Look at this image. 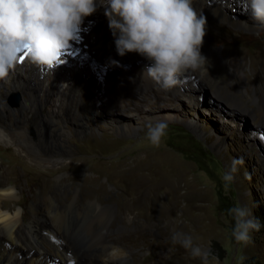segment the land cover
I'll return each instance as SVG.
<instances>
[{"label":"bare ground","instance_id":"6f19581e","mask_svg":"<svg viewBox=\"0 0 264 264\" xmlns=\"http://www.w3.org/2000/svg\"><path fill=\"white\" fill-rule=\"evenodd\" d=\"M106 7V0H96V10L83 18L74 39L77 43L69 42V47L77 46L80 49L74 58L68 56V50H63L62 63L54 70H48L33 64L25 56L8 78L0 81V143L14 146L15 153L29 161L21 165V168L24 165L21 170L27 180H35L38 175L41 178L31 198L25 230L24 205L18 203L24 187L18 181V171L14 166L0 167V264H65L70 259L73 264H127L128 256L132 264H136L140 255L136 248L144 244L136 233L143 234L149 227L139 220L131 226L136 207L151 208L156 216H161L164 236L171 243L176 232L188 234L192 236L194 244L196 242L197 218L194 215H188L184 226H176V221L189 210L187 203L181 204V201L189 202L196 194L195 183L186 178L183 168L172 165L162 171L156 163L159 155L152 152L137 156L132 164L121 160L109 172L110 178L119 181L113 180L112 183L118 194L117 211L112 213L111 204L103 202L107 187L101 181V168L95 167V171L91 172L80 163L74 164L68 149L65 152H52L57 138L50 129L49 119L39 116L35 125L36 137L29 134L24 117L28 113H37L43 105L49 108L47 115L57 119L67 120L66 114L71 110L80 113L87 127L81 140H100L107 127L121 134L141 131L124 118L110 119L111 108H118L121 112L144 113L146 105L152 100H157L164 109H172V112L165 111L161 119H181L198 129V119L179 115L180 112L176 111L177 105L172 104V99L178 97H186V101L196 108L201 103H207V112L215 110L218 114L222 113L233 122L235 130L242 126L235 121L240 116L238 112L244 113L251 119L249 137L264 133V102L259 86L252 81V57L237 48L217 45L207 35L200 49L206 59V71L185 73L174 88L165 90L169 96H162L160 93L164 91L155 88L159 85L145 73L150 64L148 60L134 52L119 56L115 44L112 46L108 43L110 29L104 15ZM193 7L206 18L208 34H212V30L207 29L208 22L215 18L220 19L217 22L233 24L238 30L251 34L255 31L258 34L264 28L251 18L250 10L243 5L231 4L228 0H193ZM16 88L21 93L18 106H5V95ZM101 90L108 91L106 98L101 95ZM205 93L209 95L207 101L204 100ZM123 95L127 96L125 100L121 99ZM219 101L226 105L223 110L219 109L222 106ZM137 115L144 127L148 121L144 120L142 114ZM101 117L104 119L101 120ZM218 119L221 121L222 117L219 115ZM222 121L224 123V119ZM222 139V136L216 137L214 144H220ZM34 149L44 158L37 157ZM25 165L34 169L30 170ZM68 166L73 170L72 178L81 181L69 185L65 180L56 178L49 182L50 171ZM8 180L16 183L11 184ZM161 186H167L171 191L167 201L158 195ZM60 189H65V194H60ZM154 201L159 203L154 206ZM16 202L18 208L12 209V203ZM119 223L125 227L116 228ZM107 225L114 226L110 232L106 231ZM125 249H128V253ZM113 250H116L115 254ZM195 259L186 255L177 264H192Z\"/></svg>","mask_w":264,"mask_h":264},{"label":"rangeland","instance_id":"374dc122","mask_svg":"<svg viewBox=\"0 0 264 264\" xmlns=\"http://www.w3.org/2000/svg\"><path fill=\"white\" fill-rule=\"evenodd\" d=\"M228 1L231 4L242 5L241 0ZM218 20L220 19L215 18L214 21L208 22L209 27L207 29L209 31L212 30V34H208V31H206L205 36L209 35L213 43L217 45H223L227 48L232 47L233 49L237 48L246 56L254 59L253 67H250L252 81L259 86L260 97L264 102V28L258 34H256L257 31L251 34L238 30L233 24L225 25L217 22ZM109 34L110 40L108 43L114 45L115 37H113L111 30ZM72 41L76 42L75 40ZM72 45L74 44L72 43ZM118 65L116 64V66ZM96 70L97 72L99 71V65L96 66ZM118 87L119 89L122 88ZM155 88L164 91L160 93L162 96H169V93H166L167 91L160 86ZM134 91L140 92L139 89H134ZM207 93L204 95L205 101L209 98ZM107 94V90H101V95L104 98H106ZM171 96L172 98L174 97L173 94ZM126 98L127 96L123 95L121 99L125 100ZM185 98H173L172 102L174 103L172 104L177 105L176 111L180 112L179 115L198 119L200 124L198 129L181 119L173 117L161 119L160 116L165 111L172 112V109H164L157 100H152V103H148L144 113H139L140 111L121 112L118 108L112 107L111 111L114 113H110V119L124 118L133 126L141 129V131L139 130L140 132L133 134H121L107 127L103 138L97 141L81 140L84 137L83 135L86 134L87 127L81 114L72 110L66 114L67 120L57 119L47 115L49 108L43 105L37 113L26 114L24 123L28 128L29 134L35 138L37 133L35 125L39 116L45 120L49 119L47 121L52 125H50V129H52L57 138V145L54 147L56 150L53 148L52 152L57 150L65 152L68 149L67 151H71L70 155L73 157L74 164L80 163L83 168L91 172L95 171V167L101 168V181L107 187L103 202L111 204L112 213L117 211L118 205V194L112 183L113 180L115 182L119 181L112 177L110 178L109 172L121 160L132 164L136 161L137 156L142 157V155H149L152 152L157 156L159 155V158H156L159 161L156 163L162 171L167 170L172 165L183 168L186 171V178L192 179L195 183L196 190L194 192L197 195L195 194L189 202L181 201V204L187 203L190 212L188 210L187 214L183 213L182 217L176 221V226H184L188 215H194L197 218L195 245L201 247L203 251L211 253L208 257L209 264H217L213 257L218 258V264H264V138H262L264 133L254 138L249 137L251 130L248 127L251 119L244 113L238 112L240 116L235 121H239L242 126L235 130L233 129V122H230L229 118L222 113L218 114L215 110H211L210 113L207 112V103H201V106L196 108L191 106L186 101L187 98ZM20 100L21 93L19 88L11 89L5 95L3 104L7 107L15 108ZM219 105H222L219 107L221 110L226 107L224 102H220ZM137 114H142L144 120L148 121L144 127L138 120L139 115ZM219 115L222 120L224 119V123L218 119ZM103 119L104 117H101V120ZM161 121L167 124L166 134L162 138L160 146L154 147L147 140L148 125H155ZM97 132L101 133V130L97 129ZM219 136H222L223 139L220 144L216 145L214 141ZM34 154L37 157L44 158L37 151ZM167 157L169 158L167 159ZM237 159H242L243 164L235 166L236 170L232 172L234 178L226 184L223 178L224 174L231 171L233 161ZM23 162L27 164L29 161L23 155L16 154L14 146H5L0 143V167L14 166L18 171V181L24 187L18 203L24 205L23 215L25 218H23V227L26 230L31 198L35 194V188L40 183L41 178L38 175L35 180H27L26 176L22 175L21 169H23L24 165L22 168L21 165ZM25 167L30 168V170L34 169V167L27 165ZM72 173L73 170L69 166L50 171L48 174L49 182L52 183L56 178L65 180L69 185L81 181V179L72 178ZM8 182H11V184L16 183V181L12 180H8ZM58 192L63 195L66 190L60 189ZM170 193L171 191L167 186H161L158 189V195L165 201L169 200ZM158 203V201H154V206ZM240 205L247 207L250 211V219L259 224V230L250 231V241L246 245L238 244L231 235L234 221L232 216L228 214V209ZM17 208V202L15 204L12 203V209ZM133 214L134 218L131 220V226L139 220L150 227L143 234L136 233V236L138 237L139 235L138 238L144 241V244L136 248V251L140 253L136 264H177L186 255H189V252L183 247L171 243L165 238V229L160 225L162 218L160 215L156 216L151 208L141 209L136 207L133 210ZM113 227L107 225L106 231L110 232ZM115 227L123 229L125 226L123 223H119ZM213 241L217 242L218 249L214 248ZM127 250L125 249L126 253H128ZM65 264H73V261L71 259L70 261L66 260ZM127 264H132L129 256L127 257ZM192 264H203V261L201 258H196Z\"/></svg>","mask_w":264,"mask_h":264},{"label":"clouds","instance_id":"9594fccd","mask_svg":"<svg viewBox=\"0 0 264 264\" xmlns=\"http://www.w3.org/2000/svg\"><path fill=\"white\" fill-rule=\"evenodd\" d=\"M241 3L256 24L264 27V0ZM106 4L104 15L117 54L134 52L148 60L145 73L162 89L171 90L189 71H206L200 51L206 18L198 14L193 0H106ZM95 10L96 0H0V81L8 78L22 55L37 66L54 70L62 63L61 53L75 39L83 18ZM73 47L77 46L69 48ZM166 129L163 121L149 124L148 142L159 147ZM238 164L243 160H234L231 171L224 174L226 184L233 180ZM228 214L234 221L232 238L238 244H248L250 231L259 230V224L242 205L228 209ZM172 241L192 258L209 264L211 253L195 245L192 236L176 232ZM213 260L218 264V258Z\"/></svg>","mask_w":264,"mask_h":264},{"label":"trees","instance_id":"16d2710c","mask_svg":"<svg viewBox=\"0 0 264 264\" xmlns=\"http://www.w3.org/2000/svg\"><path fill=\"white\" fill-rule=\"evenodd\" d=\"M212 244H213L214 248H217V249H218V244H217V242L213 241Z\"/></svg>","mask_w":264,"mask_h":264},{"label":"snow or ice","instance_id":"6c2138e0","mask_svg":"<svg viewBox=\"0 0 264 264\" xmlns=\"http://www.w3.org/2000/svg\"><path fill=\"white\" fill-rule=\"evenodd\" d=\"M20 59H21V60H23V59H24V57L22 56ZM262 138H264V137H262Z\"/></svg>","mask_w":264,"mask_h":264},{"label":"water","instance_id":"95a60500","mask_svg":"<svg viewBox=\"0 0 264 264\" xmlns=\"http://www.w3.org/2000/svg\"><path fill=\"white\" fill-rule=\"evenodd\" d=\"M13 104H16V103H14V102H12Z\"/></svg>","mask_w":264,"mask_h":264}]
</instances>
